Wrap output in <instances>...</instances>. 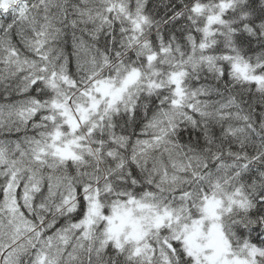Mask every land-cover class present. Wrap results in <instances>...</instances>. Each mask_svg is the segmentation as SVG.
<instances>
[{
  "label": "snow or ice",
  "instance_id": "1",
  "mask_svg": "<svg viewBox=\"0 0 264 264\" xmlns=\"http://www.w3.org/2000/svg\"><path fill=\"white\" fill-rule=\"evenodd\" d=\"M0 101V264H264V0H0Z\"/></svg>",
  "mask_w": 264,
  "mask_h": 264
},
{
  "label": "trees",
  "instance_id": "2",
  "mask_svg": "<svg viewBox=\"0 0 264 264\" xmlns=\"http://www.w3.org/2000/svg\"><path fill=\"white\" fill-rule=\"evenodd\" d=\"M152 3H156V4H160L161 3V0H150V6ZM163 7H160L159 8V11L163 12ZM68 51L71 52V47L69 46L68 48ZM2 102V101H0ZM19 135H22V134H12V135H8L6 133H3V134H0V141L2 140H15L18 138Z\"/></svg>",
  "mask_w": 264,
  "mask_h": 264
}]
</instances>
